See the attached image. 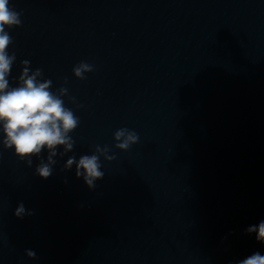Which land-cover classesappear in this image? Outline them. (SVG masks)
<instances>
[{
    "label": "clouds",
    "instance_id": "1",
    "mask_svg": "<svg viewBox=\"0 0 264 264\" xmlns=\"http://www.w3.org/2000/svg\"><path fill=\"white\" fill-rule=\"evenodd\" d=\"M21 16L22 12L16 11L10 0H0V145L5 150H12L28 167H32L33 157L37 158L39 163L35 174L47 180L53 175L56 158L73 152L76 141L71 133L79 127L80 118L65 106L63 97L68 95V88L61 86L52 91V80L43 78L41 68L32 70L29 60L21 61L22 71L16 86L10 84L16 54H9L14 41L7 29L22 26ZM93 70V65L81 61L72 72L77 79L84 80L85 74ZM64 82L67 83V78ZM69 99L76 103L75 97ZM81 107L83 105L77 104V108ZM113 139L114 148L120 151H129L140 141L139 134L127 127L117 129ZM45 152L46 158L43 156ZM110 153L112 148L109 146L96 145L91 154H83L78 159L75 155L67 158L61 171L75 167L76 178H82L88 189H95L96 181L102 180L105 175L101 157L107 162L117 159L115 153ZM33 214L34 210L26 209L23 202L14 210V215L20 219ZM245 231L247 234L254 233L256 241L264 244V220L258 225L248 226ZM25 253L30 259L36 258L34 250L26 249ZM236 264H264V255L255 252Z\"/></svg>",
    "mask_w": 264,
    "mask_h": 264
}]
</instances>
